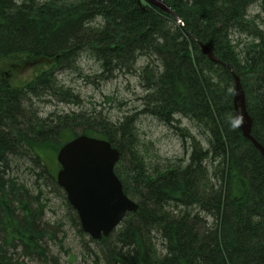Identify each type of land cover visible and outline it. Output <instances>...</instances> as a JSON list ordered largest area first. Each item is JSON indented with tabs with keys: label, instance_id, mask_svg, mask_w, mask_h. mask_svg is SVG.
<instances>
[{
	"label": "trees",
	"instance_id": "trees-1",
	"mask_svg": "<svg viewBox=\"0 0 264 264\" xmlns=\"http://www.w3.org/2000/svg\"><path fill=\"white\" fill-rule=\"evenodd\" d=\"M163 1L180 22L140 0H0V264H58L48 244L65 245L61 222L45 221L50 186L85 235L55 176L56 155L80 135L119 151L115 173L138 204L109 237L91 241L101 264H264V156L231 125L236 75L251 135L264 147V0ZM84 58L95 72L85 75ZM29 63L42 68L22 86L2 71ZM65 72L89 84L136 76L139 114L190 142L187 157L150 165L136 114L117 123L94 109L44 115L35 103L43 98L80 105L59 79Z\"/></svg>",
	"mask_w": 264,
	"mask_h": 264
},
{
	"label": "rangeland",
	"instance_id": "rangeland-1",
	"mask_svg": "<svg viewBox=\"0 0 264 264\" xmlns=\"http://www.w3.org/2000/svg\"><path fill=\"white\" fill-rule=\"evenodd\" d=\"M259 12L257 6H252L249 10L251 16H256ZM238 38H241L240 41H245L246 37L234 35L235 40ZM82 61L83 66H81L85 75L90 71H96L93 62L88 61L86 58ZM31 64L20 67L14 65L12 68L3 67L2 71H10L8 72V79L14 86L18 87L28 83L42 68H36L35 65ZM59 79L66 89L72 90L74 94L79 96L80 105L60 103L50 98H43L40 102L35 103L44 112V115L57 113L63 116L71 112L91 111L94 109L110 118L114 123H117L125 117L136 114L138 116L136 126L138 130L137 144L150 165H163L187 157V151L191 147L190 142H187V145L184 146L182 138L178 136L175 130L164 126L151 117L139 114L142 104L141 98L145 92L140 84V79L136 76H118L107 83L89 84L79 74L65 72L59 75ZM108 97L112 98L113 101L106 100ZM177 119L181 122V127L189 128L192 133L198 134L193 122L180 116ZM20 172V174H23L24 170L21 169ZM46 193V197L49 200V209L45 221L51 225L61 222L63 227L61 231L63 233L59 234V239H62L65 245V249L62 250L58 246H53L52 243H49L50 255L58 259V264H101L100 257L102 255L100 248L91 242L92 238L80 233L73 220V215L64 203L62 193L53 186L48 187ZM15 258L19 257L15 256ZM22 261L25 264H39L27 259L24 260L23 257L20 258L18 263Z\"/></svg>",
	"mask_w": 264,
	"mask_h": 264
},
{
	"label": "water",
	"instance_id": "water-1",
	"mask_svg": "<svg viewBox=\"0 0 264 264\" xmlns=\"http://www.w3.org/2000/svg\"><path fill=\"white\" fill-rule=\"evenodd\" d=\"M143 1L172 14L180 22L178 15L163 0ZM202 52L210 61L221 63L208 47L202 45ZM226 66L232 71L231 66ZM235 80V103L241 130L264 156V147L251 135L252 119L247 112L241 81L236 75ZM119 160V151L109 142L86 135L68 142L57 156L61 166L57 174L58 186L65 191L69 204L78 214L83 231L96 241L109 237L128 213L138 211V204L125 195L115 174Z\"/></svg>",
	"mask_w": 264,
	"mask_h": 264
},
{
	"label": "clouds",
	"instance_id": "clouds-1",
	"mask_svg": "<svg viewBox=\"0 0 264 264\" xmlns=\"http://www.w3.org/2000/svg\"><path fill=\"white\" fill-rule=\"evenodd\" d=\"M241 123V118L240 117H236L231 121V125L232 126H236L239 125Z\"/></svg>",
	"mask_w": 264,
	"mask_h": 264
}]
</instances>
